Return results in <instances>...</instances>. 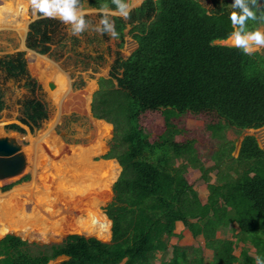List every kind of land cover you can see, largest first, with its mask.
I'll list each match as a JSON object with an SVG mask.
<instances>
[{"label": "trees", "instance_id": "1", "mask_svg": "<svg viewBox=\"0 0 264 264\" xmlns=\"http://www.w3.org/2000/svg\"><path fill=\"white\" fill-rule=\"evenodd\" d=\"M102 2L87 0V6L97 9ZM232 10L230 0H211L209 8L199 0H144L128 18L111 17L120 33L114 37L117 47H122L129 25L137 48L113 60L108 78L97 79L90 103L92 117L112 126L102 159H115L121 168L111 185L112 198L103 207L110 239L70 234L58 244L39 246L6 234L0 239V264H49L59 257H65L59 264H153L155 254L165 251L175 236L178 221L194 237H203L212 258L206 261L201 248L174 246L172 257L161 264H256L257 256L264 264V150L253 135H246L233 157L232 148L220 141L225 129L239 133L264 126V49L248 54L217 43L233 30ZM57 24L46 17L30 22L26 47L49 53ZM249 25L264 27V20H250ZM0 69L8 78H25L30 92L40 89L21 52L0 59ZM158 113L161 126L143 124ZM176 113L203 119L205 131L221 142V157L212 156L214 167L192 159L193 140L176 141L183 134L171 121ZM47 117L41 100L22 102L19 122L31 133ZM7 129L25 132L14 123ZM191 166L206 184L205 203L185 177ZM213 170L214 184L208 176ZM228 228L234 240L216 237ZM239 243L253 250L242 248L236 257Z\"/></svg>", "mask_w": 264, "mask_h": 264}, {"label": "rangeland", "instance_id": "2", "mask_svg": "<svg viewBox=\"0 0 264 264\" xmlns=\"http://www.w3.org/2000/svg\"><path fill=\"white\" fill-rule=\"evenodd\" d=\"M199 1L204 7H210L211 0ZM16 2L18 3V6H21L24 9L21 23L25 25V29L23 31H21V29L15 30L12 26L0 23V59L21 52L30 79L34 80L40 86V89L30 92L24 84L25 78H8L4 71L0 69V134L17 135L18 141L29 153V164L35 154L34 163H36L38 160L37 155H39L38 171L40 178H38L35 183V185H39V187L36 190L37 192L33 191L31 196L35 202H60L64 207L68 206L70 210L75 211L74 213H79L80 217H77L79 220L82 218L83 221H85L87 211L91 209L90 205L93 200H96V202L98 201V205L93 206V208L98 210L106 218L103 207L110 202L112 198V184L108 186L105 192L98 193L96 181H87V179L89 174H95L94 168L96 167V163L112 160L116 161L115 159H102V156L108 151V144L112 137V126L103 120H97L92 117L90 103L92 94L97 89V79L100 77L108 78V73L113 60L117 56L120 58L128 57L132 50L133 46L129 45V43H131L130 41H132V36L130 34L131 27L127 26L124 30L123 47L118 48V39L114 38L110 33L103 36L101 31L98 30V26L100 25V19L98 17L99 12L96 11V9L89 8L87 6V0H85L80 8L84 12L85 18L89 23L85 30L79 33H74L70 24L63 22L56 17H48L42 14L39 15L41 17L50 18L58 23L57 34L50 43L49 53L41 55L28 49L25 44L28 25L33 20L37 19L32 12L31 0H0V5H6L9 9H13L14 6H16ZM232 2L233 0H230V5ZM217 43L224 45L225 42L221 41ZM263 47L264 46H260L254 51L261 50ZM29 51L34 52L39 56L36 60V64L33 59H29ZM45 62L52 64V69L55 70L57 68V73L60 72L59 74L67 76L68 78V94L66 93L61 99H57V101H54L52 98L53 92H56L58 87L53 76L54 74L52 75L54 70L49 69L47 71V68L45 69L44 66ZM50 79H53L57 85L56 89L53 91H50L47 87V81ZM89 87H91L90 100L88 102L89 106H87L89 107V110H81L76 106V99ZM30 98L41 100L46 105L48 113V117L41 124V127L32 133L26 126L19 122V118L21 117V104L23 101ZM171 121H176V126L183 130L182 135L175 137L176 141L184 142L186 140H193L195 151L192 159L197 161V164L203 165L206 168L214 167L216 161L214 159L221 157V155L217 153L219 151L218 148L221 146V142L223 144V142L226 141L227 143L223 146L226 147V149L232 148V156L236 157L240 142L244 136L253 135L256 140L258 139V129L243 130L239 133L235 132L233 129H225L223 132L224 139L220 140V142L216 139H212L210 134L205 131V121L203 119L194 118L187 113H176L174 117L171 118ZM13 123L20 125L25 132L19 133L18 131L7 129V125ZM143 124H146L149 127L151 124L161 126L163 124L162 115L158 113L150 119L144 118ZM45 133H48V136L45 137L44 143L41 145L39 144V148L43 151L41 153L36 152L34 140L37 141V138L41 135L43 136ZM98 141L100 149L98 154L94 155L90 151L92 150V146ZM259 145L262 146L261 143H259ZM59 146H61V152L63 153L57 151ZM72 150L75 151L71 152ZM79 151L83 152V156H86L88 161V164L85 165V168L83 169L86 175L85 179H82L83 182L82 180H77L79 172L72 170L71 160L69 162L70 166H68L67 170L64 168V164H62V161L64 162L62 157ZM87 153H89V155ZM47 160L48 163H51L50 170L47 169L44 171L42 168L47 165ZM180 163H182V161L178 160L177 165ZM188 168L191 170L189 174H186L188 182L191 183L193 188L197 191L200 201L205 203L208 191L204 180L201 178V173L192 166ZM62 170L67 171V180L70 185L63 183L59 184L57 174H62ZM216 172L217 170H213L208 174L209 180L213 184L216 182ZM101 176L103 175L101 174ZM32 180L31 172H27L26 168L18 180L0 185V194H10L14 188L28 185ZM80 182L83 183V189L80 190L81 192L83 190V193H85L83 195L80 194L81 192L79 193L77 190L78 188H76L77 186H75V184H79ZM5 186H9V189L6 191L2 189ZM28 200L29 198L24 196L17 199L19 204H26L28 203ZM51 207L53 208V206ZM86 209L87 211H84ZM9 210L10 209H7V212ZM23 210H26L25 206ZM25 217L26 216L23 217V220L26 225H31V229H33L30 236H22L14 231H6L1 233L0 237L6 234H13L20 237L22 240L27 241L29 244H36L39 246L58 244L70 234L95 237L103 242H108L110 238V221L107 218L106 219L109 221L108 238H98L92 234L86 235L80 233L77 231V228L70 223V219L66 218L65 221H62L63 223H61L60 228L56 227L52 229L55 235L51 236L49 239H44L39 236L38 229H40V226L33 224L31 220L33 217ZM56 219H58V217ZM221 236L225 237L226 234L223 233ZM63 260H65V257H59L56 260L49 262V264H59Z\"/></svg>", "mask_w": 264, "mask_h": 264}, {"label": "bare ground", "instance_id": "3", "mask_svg": "<svg viewBox=\"0 0 264 264\" xmlns=\"http://www.w3.org/2000/svg\"><path fill=\"white\" fill-rule=\"evenodd\" d=\"M23 13H24L23 7L18 6L17 2H16V6H14L13 9H9L6 5H2V6L0 5V23L7 25V26H12L13 29L15 30L21 29V31H23L25 29V25L21 23ZM38 57L39 56L36 55L34 52L29 51V59L30 58L33 59L35 61L34 62L35 64H36V60ZM44 66H45V69L47 68V71L49 69L54 70L52 69V64H49V62H45ZM56 70L57 68L52 73V75L54 74L53 75L54 79L58 84L56 92H53L52 94V98L54 101H57V99L59 98L61 99V97L64 96L66 93L68 94V89H69L67 76L59 74L60 72L57 73L58 70L57 71ZM90 92H91V87L84 90L83 93H81V95L78 96L75 102L77 108L81 110H86V111L89 110V107L87 106H89L88 102L90 100ZM259 131H264V128ZM258 135L260 137L262 145L264 146V134H260L258 132ZM47 136H48V133H45L43 134V136L42 135L39 136L37 138V141L34 140V146H35L36 152L41 153L43 151L41 148H39V144L41 145L42 143H44L45 137ZM91 149L92 150L90 152L92 154L94 155L98 154L99 149H100L99 141L96 142V144L92 146ZM57 151L59 153L61 152V146H59ZM73 151L75 150H72L71 152ZM81 151H84V150H81ZM81 151L76 152V153H71L70 155H65L64 157H62V159H64V162L62 161V164H64V168L66 170L68 169V166H70V163H69L70 160L72 161L71 168L72 170L79 172L78 174L79 176L77 177V180H80V181L82 179L83 180L85 179L86 175L83 169L85 168V165L88 164L86 156H83V152ZM87 154L89 155V153ZM34 157L31 159L30 164L27 167V172L29 173L31 172L32 179H33L32 182L29 183L28 185L18 186L17 188H14L12 192H10V194H5V195L0 194V234L6 231H14L18 234H21L22 236H28V235L30 236L33 229H31V225L27 226L25 221L23 220V217L26 216L25 218L33 217L31 220L33 224H37L38 226H40V229H38L39 236L44 239H49L51 238V236L55 235L52 229L56 227L60 228L61 223H63L62 221L63 220L65 221L66 218L70 219V223H72V225H74V227H76L77 231L80 233H84L86 235L92 234L98 238H108L109 221L105 218L103 214H101L98 210H95V208H93V206L98 205V201L96 202V200H93L92 204L90 205L91 209L89 211H87V209L84 210V211H87V216L85 218V221H83L82 218L81 220L77 218V217H80L79 213L78 214L74 213L75 211L70 210L68 206L64 207V205H62L60 202L54 201L53 203L51 201H46L43 203H38V201L35 202V200L32 199L31 196H32L33 191H36L37 188L39 187V185H35L36 180L40 178V174L38 171L39 170L38 169L39 168L38 166L39 165L38 164L39 155H37L38 160L36 161V163H34L35 162ZM46 163L47 165L42 168V170L44 171L47 169L50 170L49 168H50L51 163L50 162L48 163V160ZM79 166H80V169H79ZM66 170H62V174L61 173L57 174V179L59 181V184L63 183V184L70 185V183L67 180L68 176H67ZM94 171H95L94 172L95 174L88 175L87 181H91V180L96 181L98 193H102V192H105L108 186H110L116 180L120 172V166L114 160L105 161L101 163H96V167L94 168ZM101 174L103 176H101ZM82 182L79 183L80 185L78 183L75 184V186H77L76 188H78L77 190L79 191V193L81 192L80 190L83 189ZM80 194L83 195L85 193H83V190H82ZM23 196L29 198L28 203L19 204L17 199H19L20 197L22 198ZM24 206L26 207V210H23ZM51 206H53V208ZM7 209H10V210L7 212ZM57 217L58 219H56ZM21 220H22V223H21Z\"/></svg>", "mask_w": 264, "mask_h": 264}, {"label": "clouds", "instance_id": "4", "mask_svg": "<svg viewBox=\"0 0 264 264\" xmlns=\"http://www.w3.org/2000/svg\"><path fill=\"white\" fill-rule=\"evenodd\" d=\"M142 2L143 0H111V3L115 4V7H111L108 0H103L96 9L101 13L98 30L118 37L120 33L111 17L119 15L128 18L132 9ZM31 7L34 17L39 18L40 14L56 17L70 24L74 33L84 31L89 23L80 8V0H31ZM231 8L233 10L229 13V19L233 30L225 38L226 42L248 54L264 46V29L249 25L250 20H264V2L262 0H233ZM256 264H261L260 256L256 257Z\"/></svg>", "mask_w": 264, "mask_h": 264}, {"label": "water", "instance_id": "5", "mask_svg": "<svg viewBox=\"0 0 264 264\" xmlns=\"http://www.w3.org/2000/svg\"><path fill=\"white\" fill-rule=\"evenodd\" d=\"M224 42V45L226 46H234L226 42V40ZM132 43L134 46L129 55L137 48L136 41H132ZM56 86L57 85L55 84V81L53 79L47 81V87L50 91L55 90ZM263 128L264 126L259 128L258 130H262ZM257 138L258 145L259 143L262 144L259 135L257 136ZM259 147L264 150L263 145H259ZM28 159L29 153L18 141L17 135L0 134V185L18 180V178L23 174L24 170L28 167ZM4 236L5 235L1 236L0 239Z\"/></svg>", "mask_w": 264, "mask_h": 264}, {"label": "crops", "instance_id": "6", "mask_svg": "<svg viewBox=\"0 0 264 264\" xmlns=\"http://www.w3.org/2000/svg\"><path fill=\"white\" fill-rule=\"evenodd\" d=\"M139 6H140V4H139ZM134 8H137V7H134ZM116 16H118V15H116ZM40 17L41 16H39V18ZM122 18H124V17H122ZM127 26H129V25H127ZM124 30H123V34H124ZM123 39H124V37H123ZM132 41H135V40L132 39ZM132 41H130L131 43H129V45L134 46ZM122 47H123V45H122ZM187 170L188 171H186L185 177H186V174H189L191 171V170H189V168H187ZM186 179H187V177H186ZM232 228L235 229V233L238 231L235 226H233ZM232 228L220 230L219 232H217L216 237L219 239H233L234 240V238L232 236L233 235ZM173 232H174L175 236L168 239L167 248L165 251L157 252L155 254L153 264H161L162 261L170 259L172 257V250H173L174 246L201 248L202 252H203V256L205 257V260L206 261L211 260L213 252L211 250L205 248L204 239L201 235L194 237L192 235V233L184 226V224L182 222H179V221L175 223V228H174ZM223 233L226 234L225 237L221 236V234H223ZM245 247L249 248L250 251L253 250L249 245L245 246V245L239 243L236 250L234 251V255L236 257H238L241 249L245 248Z\"/></svg>", "mask_w": 264, "mask_h": 264}, {"label": "flooded vegetation", "instance_id": "7", "mask_svg": "<svg viewBox=\"0 0 264 264\" xmlns=\"http://www.w3.org/2000/svg\"><path fill=\"white\" fill-rule=\"evenodd\" d=\"M260 28H262V29H264V27L263 26H259ZM264 49V47L261 49V50H257L258 52H261L262 50ZM254 52H256V51H254ZM260 134H264L263 132L264 131H258Z\"/></svg>", "mask_w": 264, "mask_h": 264}]
</instances>
